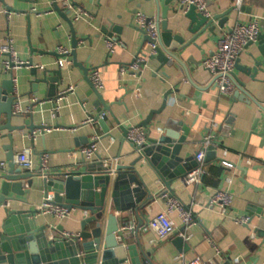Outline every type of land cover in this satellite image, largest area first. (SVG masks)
I'll list each match as a JSON object with an SVG mask.
<instances>
[{
	"label": "crops",
	"instance_id": "1",
	"mask_svg": "<svg viewBox=\"0 0 264 264\" xmlns=\"http://www.w3.org/2000/svg\"><path fill=\"white\" fill-rule=\"evenodd\" d=\"M62 1L0 0V46L12 40L20 60L40 68L39 78L46 71L48 77H52V72L59 69L60 59L70 62L60 68L62 79L56 86L58 93L54 102L44 101L49 85H36L28 65L14 70L16 104L20 105L22 112L31 110L35 99L43 100L34 106L33 112L21 116L33 114L35 125L44 129L34 133L16 131L13 133V144L8 138L9 131H2L0 164L9 166L7 156L10 147L14 157L30 150L34 168L23 170L26 173H37L40 158L45 154L49 155L48 173L72 172L84 162L81 148L99 136L97 153L90 163H99L101 158L115 171L119 166H131L139 157L133 144L124 136V129L140 126L152 112L153 122L149 126L152 138L161 134L169 120L183 122L190 128V133L181 152L182 157H192L197 162L196 154L203 149L206 141L215 148V157L208 161L209 148L207 150L205 174L199 184L187 185L185 181L173 184L175 195L172 197L193 213L195 225L188 232L191 238L183 240L178 248L174 244L177 235L155 243V232L143 230L151 219L165 211L166 200L161 194L166 188L158 180L155 170L140 161L136 170L151 193L147 191L143 203L134 210H112L115 175L112 176L102 248L107 218L113 214L120 229L126 226L136 229L135 235H126L130 242L136 239L134 237L140 241L145 251V256L140 253L143 262L189 264L193 259L201 258L204 264H264V235L259 233V224L264 219V205H259L264 197V65L261 68L256 65L264 57L259 50V42L248 45L240 57L241 66L248 68L250 74L236 72L246 84L245 90L252 98L250 104L234 103L231 97L221 95L212 83V75L203 68L205 59L217 51L219 41L238 23L257 19L260 32L264 35V0L246 1L242 11L234 10L230 15L224 29L218 27L215 35L208 31L200 35L178 54L183 66L174 60L170 66L150 60L146 36L136 26L135 16L143 13L157 19L162 12L155 0H69L87 14V17L73 22V26L54 9L55 4L62 9ZM169 1L166 6L171 9L169 29L182 36L187 43L194 38L187 31L190 22L186 20L178 0ZM233 4L234 0H216L208 12L211 15L225 14L233 8ZM6 10H10L9 15ZM70 19L73 20V13ZM107 34H112V38ZM74 36L79 41L75 58L71 55ZM108 39L115 43L113 54L107 49ZM60 46L69 50L70 55L60 57ZM138 56L146 58L149 64L135 78L123 70L128 69ZM8 60L7 55L0 56V63ZM94 70H99L105 81V88L99 94L107 109L103 105L100 108L106 112L104 120L113 137H106L99 122L84 124L88 115L96 117L99 114L98 98L92 91L90 80ZM71 87L75 88V92L67 93ZM170 92L164 107L165 97ZM55 108H58L57 112ZM24 122L25 118L16 115L11 124L18 127ZM6 124L7 118L3 115L1 125ZM219 190L229 191L234 197L226 216L217 209L208 208L211 196ZM167 195L170 196V193ZM45 198L44 193L33 191L28 199L30 206L18 202L8 208L39 210ZM5 208L0 206V231L6 218ZM89 216L80 210H73L63 221L46 216L36 219L40 226L62 229L63 235L70 236L79 234L81 221ZM242 217H249L251 223L237 224L235 219ZM170 218L178 228L177 232L181 231L183 226L179 215L174 213ZM91 228L93 225L88 227Z\"/></svg>",
	"mask_w": 264,
	"mask_h": 264
},
{
	"label": "water",
	"instance_id": "2",
	"mask_svg": "<svg viewBox=\"0 0 264 264\" xmlns=\"http://www.w3.org/2000/svg\"><path fill=\"white\" fill-rule=\"evenodd\" d=\"M155 2L162 12L157 18L160 41L156 49V55L150 56V60L158 61L164 66L173 65V60L183 66L178 54L194 43L204 32L208 31L215 35L218 27L224 29L226 23L230 20V15L235 10L231 8L225 14H210L207 16L198 12L194 6L191 7L185 13V18L190 22L187 31L194 38L185 43L182 36L175 35L169 29L168 15L171 9L166 6L170 1L155 0ZM212 5L213 2H209L207 8L209 9ZM73 6L78 7L75 4ZM54 9L73 26V20L70 19L71 11H63L57 4H55ZM9 11L6 10L7 15L10 14ZM141 32L145 34L148 46H150L151 40L146 32L144 30H141ZM107 35L112 38V34ZM73 39L74 51L71 55L75 58L79 41L76 36ZM256 42H259V50L264 57V35L260 34ZM1 55L3 56V54ZM240 61L239 59L237 62L236 72L250 74V70L241 66ZM27 65L31 68V74L35 78L34 83L36 85L40 83L49 85L48 96L44 101L55 100L58 93L56 86L62 79L61 69L52 72V77H48L46 71L42 78H39L40 68L34 66L33 63ZM256 65L257 68H261L264 65V60L257 62ZM85 74L87 75L86 72ZM236 77V91L231 97L232 102L241 101L250 104L252 98L245 90L246 84L238 78V75ZM13 78V73L3 71V64L0 63V134L4 130L9 131L8 138L12 144L14 142L13 133L16 131L29 130L34 133L36 130L44 129L42 126L35 125L33 114L19 115V117L25 118L24 125L12 126V119L16 116L13 114V107L18 99L15 96ZM212 83L215 84V81L213 80ZM92 91L98 98L97 105L99 107V114L95 117V121L103 126L106 137H113L110 134V129L106 126L105 120L101 118V115L106 112L100 108V105L107 109L103 98L94 86H92ZM170 94L171 92L165 97L164 107L168 103ZM42 101L41 99L33 104L31 112H33L34 106ZM3 115L7 118L6 125H1ZM153 116L154 112L138 126L147 130L146 144L143 147H137L131 142L135 151L139 154L137 161L129 167L119 166L115 171L111 164L105 165L99 158V163H90L84 159L81 166L68 173H48L43 171L41 167L37 169V173H26L14 164V153L9 147L7 156L9 170L0 176V206L7 207L5 208L6 218L0 231V264H99L100 255V264H151L141 261L140 253L145 256V251L140 241L137 237H134L136 239L130 242L126 235L127 232L120 231L119 223L113 214H110L107 218L108 226L103 248L102 238L103 225L109 207V188L113 175H115V178L111 194V209L124 212L136 209L137 206L143 203L147 191L151 193L148 185L136 170V164L140 161H144L152 167L158 180L165 186V193L161 196L168 192L170 196L175 195L173 184L178 181L184 182L186 176L198 166V163L194 162L192 157L185 158L181 156L190 128L184 125L183 122L169 120L164 125L161 134L157 138H152V130L149 126L153 122ZM129 130L124 129V136L127 139ZM214 151V146H210L207 161L215 157ZM33 191L42 192L46 197L52 194L54 202L70 212L80 210L90 214L89 217L81 221L79 234L67 237L62 234V229H50L48 225L40 226L36 219L39 216L38 210L30 208L12 210L8 208L10 204L18 202L30 206L28 199ZM23 197H26V199H23ZM259 205H264V197L260 199ZM91 225H93V228L88 229ZM259 229V233L264 235V219L261 220ZM174 244L180 248L183 244V238H175Z\"/></svg>",
	"mask_w": 264,
	"mask_h": 264
},
{
	"label": "built area",
	"instance_id": "3",
	"mask_svg": "<svg viewBox=\"0 0 264 264\" xmlns=\"http://www.w3.org/2000/svg\"><path fill=\"white\" fill-rule=\"evenodd\" d=\"M216 0H178L182 12L187 13L191 7H195L198 12H201L207 16L210 15L208 12L207 5L209 2ZM249 0H234L233 8L236 11H242L244 3ZM61 7L64 11H71L73 13V22L80 21L83 17H87V14L83 12L78 7L75 8L69 0H64L61 3ZM136 26L144 30L151 40L150 56L156 55V49L159 46L160 41V30L159 22L157 19H151L143 13H137L135 16ZM261 34L259 29V22L257 19L251 20L247 23H238L230 33L226 34L218 44L217 51L213 53L210 57L206 58L203 62V68L208 71L215 85L219 90L221 95L232 97L236 91V65L241 55L245 51L246 47L250 43H255ZM115 43L112 39L107 40V49L110 54H113L115 51ZM0 54L8 55L9 60L3 63V71L8 73H13L14 70L19 69L27 64L20 60L18 54L13 46L12 40H9L8 43L4 46H0ZM58 54L60 57H67L70 55V51L60 46L58 48ZM70 64L66 59H60L58 61L59 68H64L65 65ZM149 61L138 56L128 69L123 70V72L133 77L141 72L142 68L147 67ZM90 80L94 88L98 91H102L105 88V81L99 70H94L90 76ZM13 82L16 83L17 80L13 78ZM75 88L71 87L67 93H74ZM38 99L34 100L36 103ZM55 112L58 111V108L54 109ZM31 110L29 109L26 113H23L20 105L17 103L14 104L13 114H29ZM106 116L105 113L101 115V118L104 119ZM96 123L95 117L88 115V118L84 124H94ZM128 140L134 143L137 147H143L147 142V133L142 127H132L128 133ZM100 137L95 136L91 143L87 146L81 148L80 154L83 158L90 162L94 159ZM210 146L209 141L205 142V145L202 150L196 154V160L198 166L191 173H189L184 179L187 185H195L201 182L202 177L205 174L204 163L207 150ZM14 164L17 168L21 170H31L34 168V161L31 157L30 150H24L18 153L14 157ZM49 164V155H42L40 158V167L43 171L48 172ZM226 167H229L226 166ZM8 165L6 163L0 164V174H5ZM166 200V209L165 211L157 214L150 222L143 228L144 231L151 230L155 232L157 239L155 243H159L167 240L171 236L177 235L178 237L183 238V240H189L191 236L189 231L195 225V219L193 213L190 209L186 208L179 200L176 198L165 194L163 196ZM234 197L229 191L219 190L211 196L209 201L208 208L217 209L222 215H228L229 210L232 207ZM39 216L52 217L58 221H63L70 216V211L54 202L53 195H48L41 207L39 208ZM174 213H177L181 219L183 229L179 232L175 223L172 221L170 216ZM235 222L240 225H249L251 220L249 217H242L235 219ZM121 232L132 233L135 235L136 229L132 226H126L120 229ZM70 237V236H67ZM189 264H204L201 258H195Z\"/></svg>",
	"mask_w": 264,
	"mask_h": 264
}]
</instances>
